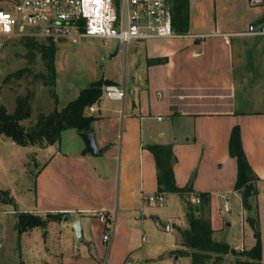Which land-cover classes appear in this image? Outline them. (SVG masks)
<instances>
[{
  "label": "crops",
  "instance_id": "crops-1",
  "mask_svg": "<svg viewBox=\"0 0 264 264\" xmlns=\"http://www.w3.org/2000/svg\"><path fill=\"white\" fill-rule=\"evenodd\" d=\"M263 15L264 5L250 0H189L184 35L134 41L128 59L124 58L129 74L122 83L103 76L125 87L126 93L114 98L104 88L100 101L88 108L96 116L92 126L99 154L86 149L76 128L67 147L60 140L33 150L46 149L37 173L35 201L25 210L12 204L15 213H62L47 227L25 231H42L46 236L52 225L63 226L55 242L46 245L56 264H174L180 256L174 252L177 240L172 248L168 243H153L145 230L149 220L156 233L164 230L159 223L163 219L168 222L166 230L175 232V226L187 225L185 212L180 222L154 212V202L146 198L158 192L152 144L171 145L177 184L192 185L191 191L166 193V200L177 193L184 203L185 199L193 202L197 192H209L213 235L231 225L233 214L239 213L251 229L254 244L256 232L248 216H255L264 264V109L235 105L236 84L242 79L236 64L243 62L252 41H257L253 48L264 49V41L256 40L259 35L235 32L246 30ZM235 126L259 178L257 192L250 198L251 210L244 208L236 188L238 162L229 150ZM223 193L228 194L229 210L224 208ZM100 209L114 222L109 240L104 239L106 225L97 215ZM77 220L81 238L74 229Z\"/></svg>",
  "mask_w": 264,
  "mask_h": 264
},
{
  "label": "rangeland",
  "instance_id": "rangeland-1",
  "mask_svg": "<svg viewBox=\"0 0 264 264\" xmlns=\"http://www.w3.org/2000/svg\"><path fill=\"white\" fill-rule=\"evenodd\" d=\"M21 38L10 37L0 43V105H6L12 112L17 96L27 94L32 115L22 122L28 125L39 111H50L56 104L40 76L45 68L40 54L30 56ZM257 39L264 41V35H259ZM118 44L115 38L92 36L84 37L78 42H56L55 89L58 108L75 99L85 87L103 76L115 77L122 83L124 76L129 74V69L124 65V58L128 59L129 51L126 55H122L121 50L113 54ZM249 45L250 51L243 55V62L236 64V73L242 75V79L236 84L235 105L236 108L264 109V49L253 48L257 41H252ZM74 132L72 128L61 132L63 148L71 144ZM38 147L13 142V139L0 133V189L8 190L13 204L21 210L27 209L35 201L37 173L43 165L46 150L39 149L37 153L33 151ZM166 201L160 205L153 203V211L172 215L180 222L183 221L185 203L182 197L173 193ZM13 204L6 202V197L0 195V264H56V260L48 255L46 245L55 242L54 238L56 234H61L63 226L52 225L46 236L42 231L19 233L15 229L16 213ZM232 221L231 225H224V228L216 230L214 239L225 241L234 248L238 246L237 250H242L240 247H252L254 239L246 219L236 213L233 214ZM159 223L165 231L156 233L151 221L147 222L145 230L148 239L153 243L163 242L168 243L171 248L175 247L174 229L166 230L167 219ZM173 262L190 264L191 258L181 254ZM222 264H236L234 254L225 255Z\"/></svg>",
  "mask_w": 264,
  "mask_h": 264
},
{
  "label": "trees",
  "instance_id": "trees-1",
  "mask_svg": "<svg viewBox=\"0 0 264 264\" xmlns=\"http://www.w3.org/2000/svg\"><path fill=\"white\" fill-rule=\"evenodd\" d=\"M171 4L174 28L180 32L186 31L189 26V0H171ZM258 22H264V15ZM21 39L28 48L30 56L33 57L36 53L40 54L45 65L40 76L44 84L48 86L49 94L54 99L56 106L47 112L39 111L27 125L22 120L32 115L29 96L27 94L18 95L12 112L6 105H0V133L22 145L41 147L59 143L61 132L66 128H76L80 133L93 130L92 123L96 116L90 114L88 108L100 101L105 86L112 82L104 78L96 80L85 87L75 99L62 108H58V96L55 89L56 42L48 38L40 39L34 36H23ZM150 149L157 162L158 192L184 193L188 190L191 191V183L180 187L176 182L174 174L176 157L171 145L152 144ZM229 150L238 162L236 188L241 192L244 208L251 210L250 198L257 192L256 184L259 178L249 163L238 126L232 130ZM0 195L6 197V202L13 203V198L8 190L0 189ZM196 195L200 197L198 203L185 199L187 225L175 226L178 247L174 252L178 255L190 256V264H222L225 255L229 253L234 254L236 264H262V242L255 216H248V221L256 232L255 244L249 249L237 250L229 243L218 241L213 237L209 192H197ZM61 216L62 213L49 212L42 215L30 211H17L15 229L22 233L33 228H44L47 227L50 220L59 219Z\"/></svg>",
  "mask_w": 264,
  "mask_h": 264
},
{
  "label": "built area",
  "instance_id": "built-area-1",
  "mask_svg": "<svg viewBox=\"0 0 264 264\" xmlns=\"http://www.w3.org/2000/svg\"><path fill=\"white\" fill-rule=\"evenodd\" d=\"M264 5V0H250ZM171 0H0V43L10 37L34 36L55 42H78L84 37L115 38L124 54L136 40L184 35L173 26ZM235 34L264 35V22H250ZM105 92L114 98L125 96V87L107 84ZM229 210L228 194L223 193ZM156 204L166 201L165 192L146 196ZM193 202H200L197 195ZM97 215L106 225L109 240L114 222L104 209ZM243 249V248H241Z\"/></svg>",
  "mask_w": 264,
  "mask_h": 264
},
{
  "label": "water",
  "instance_id": "water-1",
  "mask_svg": "<svg viewBox=\"0 0 264 264\" xmlns=\"http://www.w3.org/2000/svg\"><path fill=\"white\" fill-rule=\"evenodd\" d=\"M118 50H119V47L116 50L113 51V54H116ZM80 135H81L82 139L85 142L86 149L89 152H91V153H93L95 155L100 153V149H99L98 144H97L96 135H95V131L94 130L81 132ZM74 229H75V232H76L77 236L81 238V236H82V227H81V223H80L79 220H77L75 222Z\"/></svg>",
  "mask_w": 264,
  "mask_h": 264
}]
</instances>
